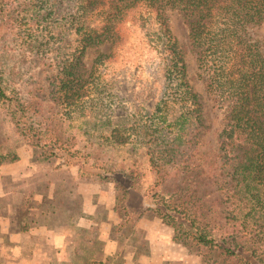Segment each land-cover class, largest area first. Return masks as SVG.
Returning a JSON list of instances; mask_svg holds the SVG:
<instances>
[{"label":"rangeland","instance_id":"obj_1","mask_svg":"<svg viewBox=\"0 0 264 264\" xmlns=\"http://www.w3.org/2000/svg\"><path fill=\"white\" fill-rule=\"evenodd\" d=\"M28 3L29 0H3L0 4V65H5L7 73H13L16 84L12 86L13 89H8V93L14 90L19 95L20 105L26 113L24 123L35 129L29 133H42L44 141L59 146V151L57 157L45 159L43 153L47 148L35 146L32 139L19 133L11 108L0 100V152L19 156L18 160L0 166V216L11 219L14 230L26 228L30 221L35 220L33 214L39 209L50 210L57 205L62 207V196L71 189L77 191V182L70 181L69 175L60 170L68 166L62 156L64 151L75 152L77 160L82 159L81 155L91 162L103 158L108 161V167L116 163L118 166L125 165L131 158L138 157L128 150L130 148L117 146L116 140H106L107 135L102 136L100 132L109 133L117 125L130 127L132 123L127 118L132 116L138 115L143 119L145 112L153 110L160 101L165 85L163 70L155 67L159 54L156 44H151L147 35H130L126 30V27H132L131 16H128L118 27L120 37L117 47L120 46L122 51L117 49L115 52L110 44H106L89 47L82 57V66L77 73L85 79L93 69L92 78L100 74L98 82L91 84L85 81L80 84L81 96L68 100L66 96L61 97L60 69L70 54L80 47V38L75 33V22L71 17L73 11L68 10L66 18H54L57 16L51 17L45 10L42 11L41 2L37 3L36 10L31 6L33 11ZM53 9L63 11L55 4ZM168 23L182 52L186 80L196 97V104L171 99L165 107L162 106L158 111V132L154 135L151 149L158 157V151L167 146L175 148L176 159L168 167H176L178 165L175 164L188 158V162L199 167V171H213L221 165L218 156L219 134L230 110L239 106L240 99L232 92L223 95L209 92L204 77L200 75L196 49L191 46L189 28L183 16L172 11ZM253 33L264 50V24L254 28ZM24 43H31L30 52L24 51ZM102 52L112 53V56L106 62L95 65L97 56ZM109 101L113 103L112 107L108 106ZM108 118L110 122H107ZM121 134L117 139L131 140ZM197 139L198 146H195L191 142ZM100 140H103L104 146ZM141 149L143 154L145 148ZM190 154H196L193 160ZM158 161L162 163L161 170L165 171L167 159L160 156ZM69 167L75 173L79 170L78 165ZM106 187L102 185L101 189ZM227 188L229 186L223 192H214V188H211V192L203 193V200L214 201L217 195L223 198L228 195ZM74 197L77 199L73 200L71 206L76 209L80 204L79 196ZM120 200L121 195L115 207L116 219L109 218V224L117 223L115 229L110 228L109 234L122 241L124 250L121 251L132 255L135 264H142L144 257L148 259V264H232V259L225 261L218 251L199 252L189 243L174 241V228L165 224L152 210L145 213L147 223L138 226L140 218L126 215ZM213 209H216V202ZM105 220L108 221L107 218ZM2 225L0 240L4 239ZM107 226L104 225L102 229L108 230ZM98 229H94L92 235L96 245L100 246ZM164 239L168 242H162ZM94 247L96 249L91 250L76 248L77 256H73L71 250L67 255L68 261L52 258L50 264L113 263L111 257L108 262L99 260L98 249ZM8 252L10 250L4 252L0 248V264H21V258L12 255L6 263ZM117 260L120 263L127 259ZM22 264H25L24 256Z\"/></svg>","mask_w":264,"mask_h":264},{"label":"trees","instance_id":"obj_2","mask_svg":"<svg viewBox=\"0 0 264 264\" xmlns=\"http://www.w3.org/2000/svg\"><path fill=\"white\" fill-rule=\"evenodd\" d=\"M37 3L47 15L57 16L54 18H66V12L73 11V26L80 38V47L60 69L61 97L68 100L81 96L80 84L98 82L100 74L92 78L93 69L85 79L77 73L82 57L89 47L110 44L115 52L120 50L118 27L128 16L132 27H126L127 32L147 35L149 42L156 44L159 54L155 67L163 70L165 76L160 101L153 110L145 112L143 119L132 116L127 118L132 123L130 127L117 125L109 133L100 132L107 135L106 140H116L117 146L130 148L138 157L125 165L116 163L108 167V161L103 158L91 162L81 155L82 159L77 160L75 152L64 151V163L78 165L84 177L115 184L117 199L121 195V208L129 217L154 211L174 228V241L189 243L199 252L218 251L225 261L232 259V264H264V50L253 33L254 28L264 24V0H29L28 6L36 10ZM54 4L63 11L54 10ZM172 11L180 13L188 25L200 75L209 92L217 95L232 92L240 99L239 106L230 110L219 134L221 165L213 171H199L188 158L175 164L176 167H168L176 159L175 148L168 146L158 151V157L167 159V169L162 171V163L151 149L162 106L171 99L196 104L186 80L182 52L170 32L168 22ZM155 26L159 28L154 29ZM30 44L23 45L26 53L32 49ZM111 54L100 53L95 65L106 62ZM4 66L0 65V100L11 108L17 130L32 139L35 146L47 148L43 153L45 159L57 157L59 146L46 143L38 131L29 133L35 129L24 123L26 113L19 95L14 90L8 93L16 83L13 73H7ZM112 105L109 101L108 106ZM120 134L131 140L117 139ZM198 141L191 143L198 146ZM100 144L104 146L103 140ZM140 147L145 148L143 154ZM190 155L192 160L196 156ZM18 159V155L0 152V165ZM227 186L228 195L223 198L217 195L214 201L203 200V193L211 192V188L223 192Z\"/></svg>","mask_w":264,"mask_h":264},{"label":"crops","instance_id":"obj_3","mask_svg":"<svg viewBox=\"0 0 264 264\" xmlns=\"http://www.w3.org/2000/svg\"><path fill=\"white\" fill-rule=\"evenodd\" d=\"M60 170H64L63 172L69 175L70 181L75 180L78 184L76 192L71 189L62 196V207L57 205L56 208L50 210H37L36 214H33V216H36L34 217L35 220L30 221L26 228L17 230L12 228L11 219L0 216V224H3L1 230L4 236V239L0 240V248L4 252L10 250L7 253L6 260L12 255L21 258L20 263L22 264L24 256L25 264H50L52 258L68 261L67 255L71 250H73L72 255L77 256L76 248L91 250L92 248L96 249L94 247L96 246L98 259L101 261L108 262L111 257L114 264H135L132 255L124 254L121 251V249L124 250L122 241L109 234L110 228L115 229V224H117L115 221L109 224V218L116 219L117 196L115 184L92 178L87 180L83 176L82 178L80 177V171L78 170L75 173L69 165H65ZM102 185L107 187L101 189ZM0 195H2L1 192ZM74 196H79L80 204L77 205L76 209L71 206L73 200L77 199ZM80 196L82 197L81 200ZM37 198L36 200H38ZM148 211L146 210L139 217L138 226L147 223L145 213ZM106 218L108 221L105 220ZM104 225H108L109 229H102ZM94 229H98L97 232L101 240L99 241L100 246L96 245L94 235H92ZM162 242L167 243L168 241L162 240ZM117 259L127 260L119 263ZM142 262V264L149 263L145 257Z\"/></svg>","mask_w":264,"mask_h":264}]
</instances>
